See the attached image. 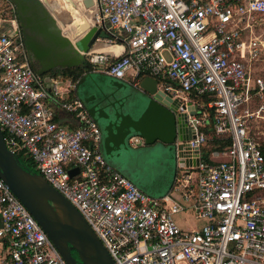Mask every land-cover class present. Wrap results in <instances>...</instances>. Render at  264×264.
I'll use <instances>...</instances> for the list:
<instances>
[{"label": "built area", "instance_id": "built-area-1", "mask_svg": "<svg viewBox=\"0 0 264 264\" xmlns=\"http://www.w3.org/2000/svg\"><path fill=\"white\" fill-rule=\"evenodd\" d=\"M95 7L97 40L124 53L90 50L89 62L134 84L153 76L180 98L195 134L191 164L178 166L173 190L162 196L116 169L103 152L101 125L83 100L71 98L75 84L35 70L18 17L9 15L15 4L0 0V127L8 148L32 158L115 264H264V154L245 109L264 102V0H95ZM193 92L214 96L207 107L215 110V131L232 138L211 162L201 157L207 109L198 116ZM58 109L76 125L60 121ZM190 213L203 222L199 228L176 219ZM0 241L9 264H67L1 175Z\"/></svg>", "mask_w": 264, "mask_h": 264}, {"label": "water", "instance_id": "water-1", "mask_svg": "<svg viewBox=\"0 0 264 264\" xmlns=\"http://www.w3.org/2000/svg\"><path fill=\"white\" fill-rule=\"evenodd\" d=\"M12 1L16 4L22 25L29 30L24 34L28 50L31 44L39 54L46 55L48 49L57 48L65 60L75 56L82 59L62 64L73 66L82 63L85 53L97 41L100 29L96 26L89 28L87 20L82 22L78 8H70L61 0ZM82 2L85 8L95 5V0ZM57 3L63 5L56 9ZM63 8L76 14V22L69 27V34L59 22L60 19L68 28L65 17L61 15L60 9ZM50 68L53 67L39 73ZM158 84L153 76H145L136 84L118 81L114 85L100 87L98 94H88L85 98L88 112L103 129V150L109 159L119 155L124 148L135 146L132 139L139 137L147 146L162 143L175 148L178 165L191 164L188 141L195 138L193 128L187 123V114L181 110L180 103ZM136 91L139 97L135 99ZM198 163L199 158L192 162ZM78 171L79 168H75L70 173L73 176ZM0 175L34 215L67 264H115L75 205L41 173L32 172L20 164L16 154L8 148L1 127Z\"/></svg>", "mask_w": 264, "mask_h": 264}, {"label": "rangeland", "instance_id": "rangeland-1", "mask_svg": "<svg viewBox=\"0 0 264 264\" xmlns=\"http://www.w3.org/2000/svg\"><path fill=\"white\" fill-rule=\"evenodd\" d=\"M54 2L56 3V1ZM61 5L63 4L57 3L56 9ZM67 6L70 8L72 7L71 5ZM83 7H85V5H83ZM90 8H92V6ZM60 10H62L61 15L65 17V22L67 23L68 28L65 27L63 25L64 22L58 18L59 22L63 26L64 31L69 34V27L72 23L76 22V14L68 8ZM79 10L82 11V9ZM59 15L60 14L58 13V16ZM74 42L77 44V41L74 40ZM48 46L51 48L50 45ZM28 47L30 59L35 64L38 72L49 67L54 68L59 66V68H62V64H72L82 60L77 56L65 60L63 59L64 57L62 56L61 50L57 48V50L54 48L48 49L46 55H41L31 44H29ZM118 81H120V79H116L106 73L104 74L96 71L91 73L85 72L78 82V85L80 86L78 93L79 98L84 101L85 98L88 97V94H98L100 87L105 88L114 85ZM133 96L135 99L139 97L137 91ZM263 103L264 102L260 99H254L245 109L252 113L248 118L250 133L255 136L260 143L264 144V109L261 110ZM135 146L140 148H135ZM135 146H129L127 149L124 148L119 155H116L113 159H109L104 150L103 152L109 162L116 165L117 168L129 176L141 188L149 190L150 192L167 189L171 182L175 180L177 172L175 148L162 143L147 146L144 145L143 142L136 143ZM176 219H178V221L184 226L193 227L200 223L192 214H182L177 216Z\"/></svg>", "mask_w": 264, "mask_h": 264}, {"label": "trees", "instance_id": "trees-1", "mask_svg": "<svg viewBox=\"0 0 264 264\" xmlns=\"http://www.w3.org/2000/svg\"><path fill=\"white\" fill-rule=\"evenodd\" d=\"M15 4V3H14ZM11 17L17 16L18 13L16 11H11L9 14ZM25 36V35H24ZM35 70V64L32 62ZM93 64H91L88 60V57L85 54V58L83 59L81 64L73 65V66H63L62 68L59 66L50 68L43 72L44 74H49L51 76L60 77L63 80H71L74 84L77 83L85 72L91 70ZM146 75H143L145 77ZM74 97V92L71 93V98ZM190 98L196 101L200 105V112H198V116L202 117V112L204 109H207L208 117L206 119L205 124L201 125L199 130L204 133L206 136L205 142L201 146V157L203 161L211 162L212 153L215 151H224L232 145V138L227 134H218L215 131V110L213 108H208V103L214 100V96L212 94H201L196 95L194 92L190 94ZM262 152L264 154V144L260 143ZM17 158L20 164L26 169L37 172L35 168L34 162L30 156H27L25 153H18Z\"/></svg>", "mask_w": 264, "mask_h": 264}, {"label": "crops", "instance_id": "crops-1", "mask_svg": "<svg viewBox=\"0 0 264 264\" xmlns=\"http://www.w3.org/2000/svg\"><path fill=\"white\" fill-rule=\"evenodd\" d=\"M89 10H96V7L95 5L92 6V8H89L87 9V11ZM89 23V28L91 26V23L88 21ZM83 35L85 34L82 33ZM91 50H96V51H102V52H109L111 54H116V55H120V54H123L124 53V47L120 44H111V43H108L104 40H97L96 43L92 46ZM100 72V73H104L102 71H100L98 68H96L95 66L92 67L91 70L87 71V73H91V72ZM44 74V73H43ZM105 74V73H104ZM118 79V78H116ZM67 81H71V80H67ZM120 81H124L126 82L125 80H120ZM72 82V81H71ZM79 82V81H78ZM78 82L75 83V88L73 89L72 92H74V96L76 97H79V89H80V86L78 85ZM160 87V86H159ZM161 88V87H160ZM175 98L178 102H180V98L178 100L177 97H173ZM58 118L60 121H62L63 123H67L69 124L70 126H75L76 125V122L74 121L73 117L66 113L65 111L61 110V109H58ZM135 148H140V147H135ZM178 164H177V170H178ZM114 167L116 169H118L120 172H122L119 168H117L116 165H114ZM123 173V172H122ZM124 175H126L125 173H123ZM177 174V172H176ZM127 176V175H126ZM129 177V176H127ZM176 177V176H175ZM130 178V177H129ZM131 179V178H130ZM174 182L175 180H173V182H171L170 186L165 189V190H162V191H152L150 192L149 190H146L144 188H141L138 184V186L143 190L145 191L147 194L151 195V196H162L164 194H168L170 193L172 190H173V186H174ZM192 214V213H190ZM193 215V214H192ZM194 216V215H193ZM196 219V218H195ZM197 220V219H196ZM199 221V220H197ZM200 223H198L199 225H195L193 227H190V226H184L182 225L184 228H199L201 225H202V221H199ZM181 223V222H180ZM7 243L6 242H3V241H0V264H9V255H8V250H7Z\"/></svg>", "mask_w": 264, "mask_h": 264}, {"label": "bare ground", "instance_id": "bare-ground-1", "mask_svg": "<svg viewBox=\"0 0 264 264\" xmlns=\"http://www.w3.org/2000/svg\"><path fill=\"white\" fill-rule=\"evenodd\" d=\"M61 1L64 5H71L72 8L75 7V9H77V8L82 9V11H80L82 13V16L80 18L81 21L84 22V20H87L91 23L92 17L89 13L90 11H87V9L85 7H83L82 0H75L77 2H74V0H61Z\"/></svg>", "mask_w": 264, "mask_h": 264}, {"label": "flooded vegetation", "instance_id": "flooded-vegetation-1", "mask_svg": "<svg viewBox=\"0 0 264 264\" xmlns=\"http://www.w3.org/2000/svg\"><path fill=\"white\" fill-rule=\"evenodd\" d=\"M74 2H77V1L74 0ZM15 8L17 10L16 4H15ZM17 13H18V11H17ZM18 25H19L20 30L23 32V34L28 33L29 30L22 25V22L19 18V14H18ZM102 132H103V129H102ZM103 139H104V135H103Z\"/></svg>", "mask_w": 264, "mask_h": 264}]
</instances>
